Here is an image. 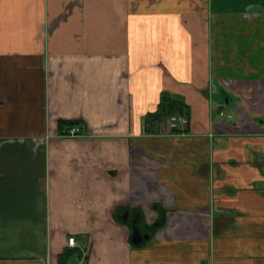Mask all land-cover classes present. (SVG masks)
Returning <instances> with one entry per match:
<instances>
[{
    "label": "crops",
    "instance_id": "crops-1",
    "mask_svg": "<svg viewBox=\"0 0 264 264\" xmlns=\"http://www.w3.org/2000/svg\"><path fill=\"white\" fill-rule=\"evenodd\" d=\"M79 261L264 264V0H0V264Z\"/></svg>",
    "mask_w": 264,
    "mask_h": 264
},
{
    "label": "trees",
    "instance_id": "trees-1",
    "mask_svg": "<svg viewBox=\"0 0 264 264\" xmlns=\"http://www.w3.org/2000/svg\"><path fill=\"white\" fill-rule=\"evenodd\" d=\"M188 106L180 98L163 93L157 103L156 109L152 112H148L144 117V124L147 131H153L157 129L159 123L167 119L174 114L187 115ZM79 125L78 121L75 120H59L58 129L60 133H65L73 126ZM175 132V130L173 131ZM161 223V222H160ZM158 223V224H160ZM72 254V250H66L63 254L62 259L66 260Z\"/></svg>",
    "mask_w": 264,
    "mask_h": 264
},
{
    "label": "flooded vegetation",
    "instance_id": "flooded-vegetation-1",
    "mask_svg": "<svg viewBox=\"0 0 264 264\" xmlns=\"http://www.w3.org/2000/svg\"><path fill=\"white\" fill-rule=\"evenodd\" d=\"M186 119H187V117H186ZM168 120H169V117L167 119H165L164 121H162L161 123H159L158 126H157V130L161 131L160 129H161L162 125H164V124H166L168 126L170 133H173L174 130H175V132H182L183 130H185L187 128L188 120L186 122V125L181 126L180 129L179 128H171L169 126V124H168ZM68 130H67V132H68ZM123 218H125V221H126V214L123 215ZM121 219H122V216H121ZM128 223L130 224V228H131L130 229V231H131V233H130L131 241H132V237L135 235L134 232L137 231L139 233L140 237L142 238V240L140 242H142L146 237L148 238L150 236V233L152 232L154 226H157V224H158V223H154L153 225L148 224V226H146L145 224L144 225H140L136 220H133V219H129ZM140 242H138V243H140ZM132 243H133V241H132ZM138 243H134V244H138Z\"/></svg>",
    "mask_w": 264,
    "mask_h": 264
},
{
    "label": "built area",
    "instance_id": "built-area-1",
    "mask_svg": "<svg viewBox=\"0 0 264 264\" xmlns=\"http://www.w3.org/2000/svg\"><path fill=\"white\" fill-rule=\"evenodd\" d=\"M219 114L225 115V113L222 111ZM226 116H228L229 118L231 117L230 114H228ZM186 122H187L186 117L184 115H181V114H174V115L170 116L169 120H168V124L171 128H179V129L181 126L186 125ZM77 132H78V128H76V127H72L68 130L69 135H75ZM74 245H75V238H73V237L68 238V246L73 247ZM77 264H83V263H81V261H79Z\"/></svg>",
    "mask_w": 264,
    "mask_h": 264
},
{
    "label": "water",
    "instance_id": "water-1",
    "mask_svg": "<svg viewBox=\"0 0 264 264\" xmlns=\"http://www.w3.org/2000/svg\"><path fill=\"white\" fill-rule=\"evenodd\" d=\"M135 235L132 237V241L133 243H138L142 240V238L140 237L139 233L137 231L134 232ZM147 238V237H146Z\"/></svg>",
    "mask_w": 264,
    "mask_h": 264
}]
</instances>
